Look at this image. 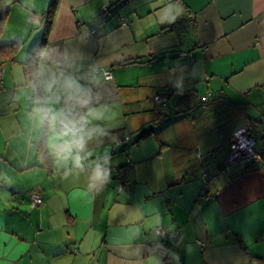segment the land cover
I'll use <instances>...</instances> for the list:
<instances>
[{
	"label": "crops",
	"instance_id": "0c3cea01",
	"mask_svg": "<svg viewBox=\"0 0 264 264\" xmlns=\"http://www.w3.org/2000/svg\"><path fill=\"white\" fill-rule=\"evenodd\" d=\"M2 1L0 264H264V0Z\"/></svg>",
	"mask_w": 264,
	"mask_h": 264
},
{
	"label": "built area",
	"instance_id": "2783aa9c",
	"mask_svg": "<svg viewBox=\"0 0 264 264\" xmlns=\"http://www.w3.org/2000/svg\"><path fill=\"white\" fill-rule=\"evenodd\" d=\"M103 11H105V8L103 9ZM120 24L122 26H126V20L124 19L120 20ZM180 56L186 57L187 55L180 54ZM2 73H3V68L0 67V80L2 77ZM104 78L107 81L111 80L112 79L111 73L104 72ZM153 100L155 104L159 107H163L167 103V97L156 96ZM198 102L201 104L207 103V97H199ZM261 126H262L261 129L262 134L264 135V119L261 121ZM119 143L120 142H118V144ZM255 145H256L255 138L246 129H241L237 131L234 134L232 143L230 144V151L226 159L227 164L238 163L242 166L247 164H253V165L260 164L262 161L261 154L256 152ZM125 188H126L125 185L121 181V184L118 188L119 191H122ZM31 199H32L33 207H39L43 203V200L37 194H32ZM157 233L161 236L165 235L161 230H157ZM175 236L177 237V235ZM199 245L201 247L203 246L202 244ZM161 255L165 257L166 253L164 251H161Z\"/></svg>",
	"mask_w": 264,
	"mask_h": 264
},
{
	"label": "clouds",
	"instance_id": "9594fccd",
	"mask_svg": "<svg viewBox=\"0 0 264 264\" xmlns=\"http://www.w3.org/2000/svg\"><path fill=\"white\" fill-rule=\"evenodd\" d=\"M38 103H41L38 101ZM35 111L39 114L41 121L47 120L51 127H56L60 125L62 129L65 130V133H70L72 139L70 142H67L62 148L61 153L71 154L72 150H82L84 145V119L80 120H71L69 117L62 113L57 112L51 107H38ZM77 157V163H78Z\"/></svg>",
	"mask_w": 264,
	"mask_h": 264
},
{
	"label": "trees",
	"instance_id": "16d2710c",
	"mask_svg": "<svg viewBox=\"0 0 264 264\" xmlns=\"http://www.w3.org/2000/svg\"><path fill=\"white\" fill-rule=\"evenodd\" d=\"M51 8H52V6H51ZM8 10H9V8L5 5V3L2 0H0V34L2 31L3 22H4V19L7 15V13H8ZM50 16H51V10L47 13V17L49 18V20H50ZM47 26H49V22L47 23ZM47 30H48V28H47ZM47 30H45V31H47ZM18 45L19 44H16V43L0 44V61L12 60V58L16 54ZM41 46H42V43L38 46V48L35 51V53L33 54V56L30 58V60L26 64L29 66V72L31 75H34V74H32L34 71L33 69H35L33 67L36 66L37 52L39 51ZM150 133H151V131L141 133L139 136V139L144 138L145 136H147ZM125 187H126V185H125Z\"/></svg>",
	"mask_w": 264,
	"mask_h": 264
}]
</instances>
